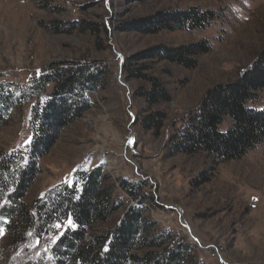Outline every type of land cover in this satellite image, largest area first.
Returning a JSON list of instances; mask_svg holds the SVG:
<instances>
[{
	"label": "rangeland",
	"instance_id": "rangeland-1",
	"mask_svg": "<svg viewBox=\"0 0 264 264\" xmlns=\"http://www.w3.org/2000/svg\"><path fill=\"white\" fill-rule=\"evenodd\" d=\"M191 9L214 16L202 30H123L160 12ZM201 42L210 49L189 54L186 66L141 57ZM263 52L264 0H0V85L14 104L0 127V161L19 152L23 164L32 161L35 111L54 90L33 89L38 76L55 67H99L102 88L87 95L88 112L64 128L45 155H34L39 172L24 202L33 210L39 199L54 198L72 182L78 187L83 175L100 170L117 208L89 237L108 232L143 195L145 221L154 226L149 234L183 237L195 249V262L264 264V144L225 163L203 151L174 154L170 145L210 89L237 81ZM148 78L160 82L170 101L146 103L143 91L153 89ZM254 95L248 107L264 110V89ZM157 113L165 116L163 126L147 129L145 120ZM231 125L225 119L220 130ZM123 180L138 185L140 198L123 190ZM70 228L55 224L52 233L7 252L0 226V264H53V245Z\"/></svg>",
	"mask_w": 264,
	"mask_h": 264
},
{
	"label": "trees",
	"instance_id": "trees-1",
	"mask_svg": "<svg viewBox=\"0 0 264 264\" xmlns=\"http://www.w3.org/2000/svg\"><path fill=\"white\" fill-rule=\"evenodd\" d=\"M213 13L200 10L160 12L153 16L128 23L127 29L141 33H157L160 30H202L212 20ZM210 46L201 42L180 48L161 47L142 54L144 58H167L180 64H189V54L208 52ZM125 64L124 72L128 71ZM98 67L77 65L74 68H54L45 76H38L33 89L44 90L54 86L49 99L35 111V133L28 147L30 164L24 163L21 153H14L0 161V226L6 230L3 248L8 252L20 249L33 237L52 233L53 225L73 221L70 228L53 245V264H199L195 262L194 248L184 244L183 237L170 233L151 236L154 226L145 221L146 199L135 193L138 185L121 181V186L132 197L138 196L141 205H130L119 223L102 235L88 233L99 223L107 222L117 206L112 200V189L100 170L86 175L76 187L72 182L54 192L50 200L39 199L31 209L26 199L38 174L34 155H45L61 131L90 109L87 95L102 87L105 72ZM139 72V70H138ZM152 90H144L142 98L149 105L170 101L160 82L151 80ZM264 89V52L258 56L252 68L235 82L220 84L210 89L197 113L191 116L182 133L171 139L174 154L207 152L221 163L239 160L251 150L264 144V110L248 107L255 92ZM5 88L0 85V127L7 124L6 116L14 104ZM163 113L145 120L147 129L159 130L163 126ZM225 119L232 125L220 130ZM77 190V191H76ZM79 191V192H78ZM78 192V193H77ZM71 227V226H70ZM32 236V237H31ZM162 249L155 252L153 249Z\"/></svg>",
	"mask_w": 264,
	"mask_h": 264
},
{
	"label": "snow or ice",
	"instance_id": "snow-or-ice-1",
	"mask_svg": "<svg viewBox=\"0 0 264 264\" xmlns=\"http://www.w3.org/2000/svg\"><path fill=\"white\" fill-rule=\"evenodd\" d=\"M68 224H69L70 226H73V221H72L71 219H69V220H68ZM57 227H59V225H58Z\"/></svg>",
	"mask_w": 264,
	"mask_h": 264
}]
</instances>
